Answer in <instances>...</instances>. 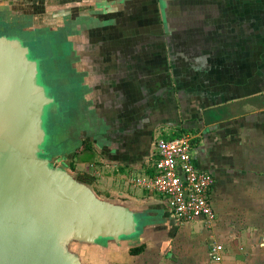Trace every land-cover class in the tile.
Instances as JSON below:
<instances>
[{
  "label": "crops",
  "instance_id": "0c3cea01",
  "mask_svg": "<svg viewBox=\"0 0 264 264\" xmlns=\"http://www.w3.org/2000/svg\"><path fill=\"white\" fill-rule=\"evenodd\" d=\"M39 3L42 11L56 7L49 16L41 11L48 19L83 10L106 21L105 35L93 39L106 48L104 129L83 142L90 150L63 160L91 187L118 182L116 191L99 196L162 214L133 264H264V0ZM181 130L192 138L197 168L213 179L209 224L180 225L166 198L131 186L153 175L156 142ZM92 156L112 175L102 178ZM214 244L222 246L220 262L211 259Z\"/></svg>",
  "mask_w": 264,
  "mask_h": 264
},
{
  "label": "water",
  "instance_id": "95a60500",
  "mask_svg": "<svg viewBox=\"0 0 264 264\" xmlns=\"http://www.w3.org/2000/svg\"><path fill=\"white\" fill-rule=\"evenodd\" d=\"M35 13L0 0V264H123L161 213L99 196L61 163L104 129L106 48L93 39L106 21ZM63 133L79 145L67 154Z\"/></svg>",
  "mask_w": 264,
  "mask_h": 264
},
{
  "label": "built area",
  "instance_id": "2783aa9c",
  "mask_svg": "<svg viewBox=\"0 0 264 264\" xmlns=\"http://www.w3.org/2000/svg\"><path fill=\"white\" fill-rule=\"evenodd\" d=\"M191 140L190 135L158 140L154 174L134 179L132 185L166 198L170 216L176 223L183 225L202 219L209 224L215 220L211 199L213 179L194 163ZM221 250L220 244H214L211 259L220 262Z\"/></svg>",
  "mask_w": 264,
  "mask_h": 264
},
{
  "label": "rangeland",
  "instance_id": "374dc122",
  "mask_svg": "<svg viewBox=\"0 0 264 264\" xmlns=\"http://www.w3.org/2000/svg\"><path fill=\"white\" fill-rule=\"evenodd\" d=\"M46 5V4H45ZM44 5V6H45ZM43 6V5H42ZM33 8V7H32ZM43 8V7H42ZM45 9L42 11V13L43 14H45V15H50L52 12H53V10L55 11V9H56V7H54V6H52V7H50V6H48V8H47V6H45L44 7ZM45 11V12H44ZM47 13V14H46ZM57 14V13H56ZM75 86V88L76 89H79L78 88V86L76 85V82H71V86ZM77 93H78V90H77ZM95 126H96V130L98 131V133L101 131V128H102V125L100 124V122H97V124L95 123ZM48 128H49V126H48ZM63 135L64 136H58V138H57V136L55 137V144H57V145H59L60 146V148H61V150H64V152H66V154L69 152H72V151H74L75 150V148L76 147H78L79 145H78V141H75V140H72V138L70 137V138H67L68 137V135H67V133H63ZM64 138V140H65V142L61 145V144H59L58 143V141L59 140H61V139H63ZM88 159V155H86L85 157H84V160L85 159ZM92 159H93V161H94V168L95 169H97V170H100L101 171V173H102V178H105V179H107L106 177V175L107 174H109V175H112L111 173H109V171L108 170H106L102 165H101V161H100V159L98 158V157H93L92 156ZM62 161L64 162L63 163V165L65 166V160H63L62 159ZM73 165V164H72ZM90 169V168H89ZM91 170H93V169H91ZM91 170H89V173L91 174L93 171H91ZM91 171V172H90ZM110 172H111V170H110ZM103 173H105V176H104V174ZM76 174L78 175V173L76 172ZM81 176H83V177H85V178H87V179H89V180H93L92 178H99V177H97V176H95V175H90L89 176V178H88V174H83V175H81ZM95 181V180H94ZM117 184H118V182H117ZM117 184L115 185H113V183H111V182H108V184L107 185H93L92 186V189L96 192H99V193H102V194H109V193H112V191L114 192V191H116V189H118L119 188V185H118V188L116 187L117 186ZM108 186V187H107ZM126 186V185H125ZM132 187H133V185H131ZM136 187V186H135ZM136 188H138V189H140L139 187H136ZM106 191H107V193H106ZM149 195L150 196H152L153 197V199H156V200H160V197H162L163 199H164V197L160 194V193H156V192H153V191H150L149 192ZM162 215V214H161ZM166 242H169V243H167V246H166V243L164 244V246H165V248H169L170 247V245H171V242H172V240L170 241H168L167 240V238H166ZM163 244H161V246H162ZM173 245V244H172ZM159 254L157 255V257L156 256H154L153 257V259H157L159 256H160V252H158ZM120 257V256H119ZM148 259H151V257H148ZM87 260H88V262H91L93 259H92V257L91 256H89V257H87ZM121 261H123L124 262V264H133V261H134V256H130L129 254H124V257L122 258V259H120ZM155 262V261H154ZM153 262V263H154ZM162 263H163V261H162ZM158 264H161V262L160 263H158Z\"/></svg>",
  "mask_w": 264,
  "mask_h": 264
},
{
  "label": "trees",
  "instance_id": "16d2710c",
  "mask_svg": "<svg viewBox=\"0 0 264 264\" xmlns=\"http://www.w3.org/2000/svg\"><path fill=\"white\" fill-rule=\"evenodd\" d=\"M184 135H187L186 131L185 130H181L177 134H175V136L170 137L168 139H164V140H170V139H174V138H179V137H182ZM191 146H192V141H191ZM87 150H90L89 147H87L86 144L82 143V145L76 149L75 154H78V153H81V152L87 151ZM145 249H146V244H142L140 246H136V247H133V248L129 249L128 254L130 256H134L135 257V256H138V255H141L145 251Z\"/></svg>",
  "mask_w": 264,
  "mask_h": 264
},
{
  "label": "flooded vegetation",
  "instance_id": "af4514ba",
  "mask_svg": "<svg viewBox=\"0 0 264 264\" xmlns=\"http://www.w3.org/2000/svg\"><path fill=\"white\" fill-rule=\"evenodd\" d=\"M19 5L23 6L24 8L36 12V15H41L42 7L40 6L41 3H39L40 0H36L33 2V0H15ZM33 7V8H32Z\"/></svg>",
  "mask_w": 264,
  "mask_h": 264
}]
</instances>
